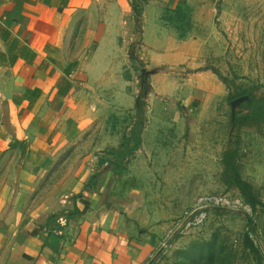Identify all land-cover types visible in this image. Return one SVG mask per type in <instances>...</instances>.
Segmentation results:
<instances>
[{
    "label": "crops",
    "instance_id": "obj_1",
    "mask_svg": "<svg viewBox=\"0 0 264 264\" xmlns=\"http://www.w3.org/2000/svg\"><path fill=\"white\" fill-rule=\"evenodd\" d=\"M137 1L141 7H135ZM204 1L0 0V264L152 261L172 224L157 219L143 195L147 188L128 197L123 215L115 197L107 202L106 193L115 187L109 181L119 177L107 154L88 157L97 163L81 174L82 204L74 219L49 218L60 206L58 193L51 199L44 191L37 195L39 219L21 209L29 188L55 173L52 160L61 145L91 128L103 113L134 109L124 71L135 19H141L152 63H195L203 59L204 47L198 22L192 29L188 20L183 22L181 35L179 24H169L162 15L167 10L211 14ZM95 173L98 184L88 187L86 176Z\"/></svg>",
    "mask_w": 264,
    "mask_h": 264
},
{
    "label": "rangeland",
    "instance_id": "obj_2",
    "mask_svg": "<svg viewBox=\"0 0 264 264\" xmlns=\"http://www.w3.org/2000/svg\"><path fill=\"white\" fill-rule=\"evenodd\" d=\"M134 5L141 7L139 1ZM203 5L212 9L211 14L167 10L162 15L169 24H179L181 35L183 22L188 20L191 29L198 22L204 47L203 59L195 63H152L141 19H135L124 71L125 92L133 96L134 109L103 113L91 128L61 145L52 160L55 173L43 175L45 183L26 193L27 204L21 209L25 214L41 218L36 198L44 191L49 196L58 193L60 206L49 217L54 222L77 217L83 197L81 174L89 163H97L88 157L120 148L140 109L142 145L128 159L123 174L109 181L115 187L106 197L108 203L115 197L123 215L121 206L128 197L137 188H147L143 195L157 219L171 222L172 231L150 264H264V126L237 127L235 114L247 98L227 100L239 88L264 97V0H205ZM229 149L238 151L240 174L251 186L246 193L229 186L224 175ZM98 175L86 176L88 187L97 186ZM211 196L228 200L230 206L212 204L199 211L200 198Z\"/></svg>",
    "mask_w": 264,
    "mask_h": 264
},
{
    "label": "trees",
    "instance_id": "obj_3",
    "mask_svg": "<svg viewBox=\"0 0 264 264\" xmlns=\"http://www.w3.org/2000/svg\"><path fill=\"white\" fill-rule=\"evenodd\" d=\"M247 98L239 105L235 114V125L237 127H262L264 126V97H257L246 89L239 88L236 92L229 93L228 102H233ZM144 129L143 115L140 109H137L135 116V124L128 134L124 137V142L120 148L109 150L110 164L112 172L121 176L125 171V164L136 151L141 147L142 132ZM237 149H229L224 156V175L227 178L229 186L239 188L243 193L251 190V186L242 178L237 163ZM103 163V161H102ZM252 232L249 233L251 236ZM254 242V241H253ZM251 242V247L257 253L259 250Z\"/></svg>",
    "mask_w": 264,
    "mask_h": 264
},
{
    "label": "built area",
    "instance_id": "obj_4",
    "mask_svg": "<svg viewBox=\"0 0 264 264\" xmlns=\"http://www.w3.org/2000/svg\"><path fill=\"white\" fill-rule=\"evenodd\" d=\"M220 203H222L223 205L230 206V202L228 200L219 198L217 196L202 197L198 202V205L200 207L199 211L208 208L212 204H220ZM261 248L264 250V243L261 245Z\"/></svg>",
    "mask_w": 264,
    "mask_h": 264
},
{
    "label": "water",
    "instance_id": "obj_5",
    "mask_svg": "<svg viewBox=\"0 0 264 264\" xmlns=\"http://www.w3.org/2000/svg\"><path fill=\"white\" fill-rule=\"evenodd\" d=\"M152 262V261H151ZM150 264V263H149Z\"/></svg>",
    "mask_w": 264,
    "mask_h": 264
}]
</instances>
